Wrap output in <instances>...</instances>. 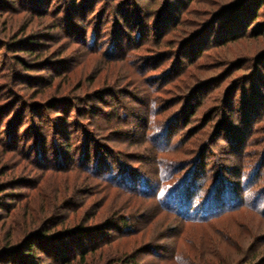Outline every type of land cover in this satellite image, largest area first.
<instances>
[{"label": "rangeland", "instance_id": "obj_1", "mask_svg": "<svg viewBox=\"0 0 264 264\" xmlns=\"http://www.w3.org/2000/svg\"><path fill=\"white\" fill-rule=\"evenodd\" d=\"M79 225L72 264H264V0H0V264Z\"/></svg>", "mask_w": 264, "mask_h": 264}, {"label": "trees", "instance_id": "obj_2", "mask_svg": "<svg viewBox=\"0 0 264 264\" xmlns=\"http://www.w3.org/2000/svg\"><path fill=\"white\" fill-rule=\"evenodd\" d=\"M187 181H189V178ZM188 183V186L185 187L192 188L194 186V183L191 181ZM214 201L215 200H213V204L206 207L207 211L209 210V212H211L209 216L216 215L218 213L217 211L222 207L219 206L218 202L215 203ZM190 209L191 208H189V210ZM189 210L188 212L187 209L184 210V213H189ZM187 220H189V218H187ZM113 222L114 220H108L106 223L113 225ZM121 223L124 224L125 222L122 221ZM48 231L49 230L37 231L32 235H28L15 250L21 249L18 250V252H23L26 258H32L33 260L38 259V256L35 254L36 251H41L44 253L46 260L52 261L54 264H72L75 260H77L76 262H84L87 254L94 251L96 247L104 241V239L100 241L95 238L94 234H96V232L100 233V231H91L87 226L83 225H79L75 229H65L56 236L53 234L50 235ZM14 254L15 251L13 250L3 252V263L17 264V262H15L16 260H13ZM130 262L131 260L127 258L121 264ZM37 264L41 263L38 261Z\"/></svg>", "mask_w": 264, "mask_h": 264}, {"label": "clouds", "instance_id": "obj_3", "mask_svg": "<svg viewBox=\"0 0 264 264\" xmlns=\"http://www.w3.org/2000/svg\"><path fill=\"white\" fill-rule=\"evenodd\" d=\"M153 106H155V105H153Z\"/></svg>", "mask_w": 264, "mask_h": 264}]
</instances>
